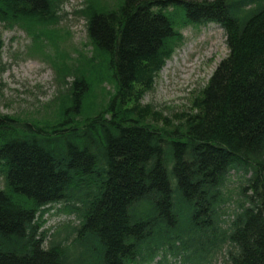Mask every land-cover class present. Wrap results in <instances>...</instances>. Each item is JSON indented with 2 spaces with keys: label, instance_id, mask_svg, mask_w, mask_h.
<instances>
[{
  "label": "trees",
  "instance_id": "trees-1",
  "mask_svg": "<svg viewBox=\"0 0 264 264\" xmlns=\"http://www.w3.org/2000/svg\"><path fill=\"white\" fill-rule=\"evenodd\" d=\"M65 1L0 0V24H57ZM78 14L92 56L55 66V120L0 115V264H213L223 250L222 264H264V0H85ZM207 25L228 55L191 112L143 105L182 29ZM51 208L76 223L48 235Z\"/></svg>",
  "mask_w": 264,
  "mask_h": 264
},
{
  "label": "rangeland",
  "instance_id": "rangeland-1",
  "mask_svg": "<svg viewBox=\"0 0 264 264\" xmlns=\"http://www.w3.org/2000/svg\"><path fill=\"white\" fill-rule=\"evenodd\" d=\"M84 7L85 0H66L60 8L57 24L32 27L31 33L21 27L0 24L3 42L0 54V115L36 123L55 120L57 99L68 87L58 84L55 66L78 68L84 58L86 60L92 56L91 47L87 44L86 20L78 14ZM42 31L53 33L33 35ZM181 36L182 42L165 63L152 90L143 99V105L152 106L154 112H160L169 120L191 112L193 100L205 88L218 64L228 55L225 35L216 25L187 26L182 29ZM72 80L69 76L65 82L69 84ZM113 91V84L105 80L101 86H93L88 100L94 106H99ZM236 180L233 178L227 188L232 193L231 201L225 208L230 215L237 200ZM45 218L47 224L44 228L50 229L49 234L60 229L63 215ZM70 220L76 223L72 218ZM225 252L223 250L213 264H222ZM169 262L180 264L179 259L171 258Z\"/></svg>",
  "mask_w": 264,
  "mask_h": 264
}]
</instances>
